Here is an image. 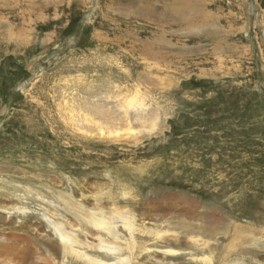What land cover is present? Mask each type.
Segmentation results:
<instances>
[{
	"label": "rangeland",
	"instance_id": "rangeland-1",
	"mask_svg": "<svg viewBox=\"0 0 264 264\" xmlns=\"http://www.w3.org/2000/svg\"><path fill=\"white\" fill-rule=\"evenodd\" d=\"M139 1L0 0V252L61 263L48 218L128 264H264V0H200L216 42Z\"/></svg>",
	"mask_w": 264,
	"mask_h": 264
},
{
	"label": "bare ground",
	"instance_id": "bare-ground-1",
	"mask_svg": "<svg viewBox=\"0 0 264 264\" xmlns=\"http://www.w3.org/2000/svg\"><path fill=\"white\" fill-rule=\"evenodd\" d=\"M139 2L144 6V7L140 6L142 8V10L145 8L149 9L152 11L153 16L155 15L154 17H157L158 20H167L169 22V24H167V25H162L163 29H165V30L170 29L172 31L175 30V31H179V32H184L185 34H187V35L189 34L190 36H191L190 33H196L197 36L206 35L207 38H210V39L213 38V42L217 41L216 37L218 36V34L220 32L218 29H211L210 27H206V26H208V22H209L208 18L210 15H208L206 13L205 7L203 6V4L200 0H140ZM257 5H259V4H257ZM258 8H259V6H258ZM244 13H242V15ZM250 23H251V21H250ZM209 24H211V23H209ZM232 24H234V23H232ZM114 31L119 32L120 30H119V28H116ZM219 39H221V38H219ZM217 44H218V42H217ZM221 46H222V44H221ZM234 51H235V49H234ZM158 54L159 53L155 54V56H158ZM98 106L94 105L90 101H89V104H87V105L85 104L84 106H82L83 110L87 113L85 116V119H89V122H91L93 120L92 117H94V119L97 118V119L103 121V123L107 124L108 121H110L112 118H114V117H111L113 114L110 115V112H108V110H104L103 107H101V106L98 107ZM26 125L29 126V123ZM108 134L110 136L111 133H108ZM124 216H127V217L121 218L122 219L121 220L122 226H123V228L124 227L127 228L129 233L131 235H133V232H135L134 231L135 227L133 224V218L134 217L129 215V214H124ZM46 219L48 220L49 227L51 228V230L53 232V235L55 237V241H53V240L52 241H46L47 242V243L45 242L46 244L43 243L40 245L39 250H40L41 246L45 247L44 251H42L43 253H47L48 250L50 249L49 251H51L54 256H58V258L60 257V259H62V262L58 263V264H64L65 261L69 264H77L78 262H80V264H105L106 262L103 259H108L111 255L116 257V259H115L116 264H128V262H127L128 260L125 259L126 256H125V258L121 257L122 251L125 248L123 249V247H121L117 244L107 243L101 237H98L96 245H91L87 241L85 242V241L79 240L77 235H74L73 233L66 231L61 225H58L57 223L50 221L48 218H46ZM86 220L96 231L97 230L99 232L104 231L107 233L106 235L114 236V231H115L116 227H112V225L109 222H107L106 219H104V218L95 219V218L91 217L90 219H86ZM21 229L22 228H19V230H17V231H20ZM116 237L117 236H115V238ZM135 248H136V245L132 241V243L129 244L126 249L129 250L131 253L132 252L134 253L133 250ZM127 253H129V252H127ZM51 257H52L51 255H49V256L47 255L46 258H43V259L41 258L40 260H42L43 264H53L51 262V261H53V259H51ZM19 259L20 260H18V262L20 264H21V261L23 264L27 263L25 259H23V258L21 259L20 257H19ZM13 260H14V258L6 255L5 253H3V251L0 252V264H15V261L13 262ZM217 264H222V262H218Z\"/></svg>",
	"mask_w": 264,
	"mask_h": 264
}]
</instances>
